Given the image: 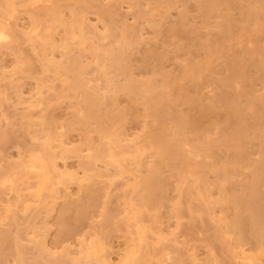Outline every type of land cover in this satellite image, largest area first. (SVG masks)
Returning <instances> with one entry per match:
<instances>
[{"label": "rangeland", "instance_id": "rangeland-1", "mask_svg": "<svg viewBox=\"0 0 264 264\" xmlns=\"http://www.w3.org/2000/svg\"><path fill=\"white\" fill-rule=\"evenodd\" d=\"M141 2V8L145 11L142 18L136 16L138 6L126 0H96L85 5L78 0H60V10L66 19L72 20L73 8L78 11L85 8L90 23L97 25L102 32L115 28L120 34L127 28L134 35H141L140 42L128 51L127 56L133 77L137 80L152 78L161 82L166 76L169 81H176V88L171 95L172 102L159 108L157 112L146 110L143 103L135 101L133 94L119 95L117 108L127 113L125 130L130 139L140 142L159 125L168 127L173 117L185 113L191 116V121L195 118L197 121L193 128L186 131L185 136L190 139L207 137L215 140L222 132L232 133L236 128L243 129L245 139L242 142L233 141L234 146L231 148L218 145L213 158L201 155L194 163L202 165L203 168H199L207 172V184L212 185L215 198L223 195L238 196L243 203L247 201L252 204L253 210L264 213V18L256 24L243 20L242 12L248 4L247 0H174L175 4L171 8H161L155 12V18L160 19V25L156 26L149 14L148 0ZM203 5H211L213 9H205L201 7ZM42 8L43 5H39L18 13L20 25L16 30V40L11 48L4 49L0 54L5 65L0 71V135L6 133V137L0 139V170L20 160L24 151L38 142L31 138L36 129H30L21 118L22 113L28 109L27 103H17L9 84L12 79L27 76L23 77L27 82L23 96L29 99L36 89L37 81L46 77V74L39 71L41 61L33 50L32 42L22 35L23 28L31 29L32 15H41ZM61 35L63 30L57 37L60 38ZM109 40L111 39H106L102 44H108ZM216 44L218 47L215 49ZM209 50L211 51L208 52ZM62 51L63 49L56 51L57 59H62ZM90 58L89 54L82 56L83 64L87 65V78L92 77L96 66L94 62H88ZM19 59H29L32 72L28 70L13 74L14 65ZM185 61L207 62L200 80H179L185 76ZM125 78L122 74L116 79L123 82ZM102 82L103 80L92 83L101 85ZM48 94L50 92L44 95ZM254 98H257V103L250 109L248 106ZM233 103H238L239 106L233 107ZM198 105H204L205 110L199 109ZM74 111L72 101L67 99L50 108L46 115L66 122ZM35 112H39V109ZM97 123L98 120L94 119L91 126L94 127ZM84 131V127L78 126L68 132L73 144L82 141ZM233 157L236 158L234 163L231 162ZM153 158L154 155H150L144 162L152 161ZM248 162H255L260 168L257 193L254 195L248 190L249 185H252L253 172ZM60 165L69 171H78L84 177L79 157L68 158L65 164L60 161ZM214 165L227 169L228 181L221 183L218 180V173L210 170V166ZM98 170L101 176L93 182L98 199L93 203L91 211L84 212L82 218L77 216L74 204L84 201L87 192L79 184H70L73 199L69 202L60 201L54 215L49 218L52 227L47 240L56 256L68 250L71 252L66 259L67 264H72L71 258L76 257L89 240L104 232V241L109 251H112L114 262H118L130 247L131 236L124 226L121 229H105L102 228V219L105 214L124 219L127 207L125 201L136 196L131 192V185L136 184L145 169L141 167L133 170L125 178H113L115 168L104 163H99ZM186 173V170L177 171L172 167L162 169L161 180L164 185L161 193L165 199L154 212L167 236L165 245L169 249V255L162 257L157 264H176L178 255L173 251L176 245L183 249L190 248V253H196L202 264H240L239 260L227 256L226 248L230 244L237 252H256L246 221L253 210L232 201L218 203L214 208L216 219L232 220L236 215L242 219L238 229L230 233L227 240H223L221 232L217 230V221H211L198 213H188L189 206L198 205V200L190 197L188 184L183 178ZM5 194L10 198L15 197L8 190ZM27 216L28 212L19 209L15 221L12 213L5 217V212L0 208L2 264H18L12 251L16 235L23 238L21 245L33 249L34 243L23 233ZM62 218L64 224L60 222ZM65 231L69 232L68 235ZM52 242L57 244L52 246ZM36 263L37 261L32 262ZM187 264H190L189 260Z\"/></svg>", "mask_w": 264, "mask_h": 264}, {"label": "bare ground", "instance_id": "bare-ground-1", "mask_svg": "<svg viewBox=\"0 0 264 264\" xmlns=\"http://www.w3.org/2000/svg\"><path fill=\"white\" fill-rule=\"evenodd\" d=\"M78 1L85 5L96 0ZM126 1L138 6V18L145 16V11L141 8L142 0ZM247 1L248 4L242 12L243 20L256 24L264 18V0ZM148 4L152 22L158 26L160 19L155 18V12L161 8L169 9L175 3L174 0H148ZM39 5H43L42 14L32 15L33 25L30 30L23 28L22 35L32 42L33 50L41 61L39 71L46 74V77L37 81L36 89L29 99L23 96L27 84L23 77L27 76L18 80L12 79L9 84L17 103H27L28 109L22 113L21 118L30 129H36L31 138L37 139L38 142L33 144L32 148L26 149L20 160L0 170V208L5 212V217L12 213L15 221L19 209L28 212L23 233L34 243L33 249L30 250L21 245L23 238L20 235L14 237L12 251L18 264H32L33 261H37L36 264H67L66 259L71 252L68 250L56 256L47 240L52 227L49 218L54 215L60 201L69 202L73 199L69 190L70 184H79L87 192L84 201L74 204L77 216L82 218L84 212L88 213L93 209V203L98 199L93 182L101 176L99 163L115 168L113 178H125L133 170L141 167L145 169L136 184L131 185V192L136 196L125 201L127 207L124 219L108 214L102 219V228L105 229H121L124 226L131 236L130 247L118 262H114L112 251H109L104 241V232L89 240L78 251L79 255L71 258L72 264H157L162 257L169 255V249L165 245L167 236L154 212L165 199L161 193L164 185L161 174L165 167L183 172L186 170L183 178L188 184V192L192 199L198 200V205L189 206L188 213H198L202 217L207 216L211 221H217V230L221 232L222 239L227 240L228 235L238 229L242 219L239 215L232 220L216 219L215 206L232 201L236 205L242 204L248 210H253V205L247 201L243 203L238 196L223 195L215 198L212 185L207 184V172L199 168L202 165L194 163V160L201 155L213 158L215 147L218 145L231 148L234 146L233 141L242 142L245 139L243 129L236 128L232 133L222 132L215 140L207 137L190 139L185 136L186 131L193 128L197 121L196 118L191 121V116L185 113L173 117L168 127L159 125L140 142L130 139L125 130L127 113L117 108L119 95L133 94L135 101L143 103L146 110L157 112L159 108L172 102L171 95L176 88V81H169L166 76L161 82L152 78L135 79L128 66L127 56L128 51L140 42L141 35H134L133 31H128L127 28L120 34L115 28L102 32L97 25L90 23L85 8L80 11L73 8L74 17L68 20L60 10V0H0V54L4 49L11 48L16 40V30L20 25L18 13ZM201 7L213 9L211 5ZM61 30L63 35L58 38ZM109 38L111 40L108 44H102ZM217 47L216 44L214 48ZM59 49H63L62 59H57L55 54ZM217 52H220L219 48ZM86 54L91 57L88 62H94L96 65L91 78L86 77L87 65H84L82 60V56ZM4 66L0 58V71ZM206 68L207 62L185 61V76L179 80L185 82L190 79L197 82ZM28 70L32 72L30 60L19 59L14 65L13 74L25 73ZM122 74L126 78L120 82L116 78ZM100 80H103L101 85L92 83ZM49 92L50 94L44 95ZM67 99L72 101L75 108L68 121L60 122L53 116L46 115L50 108ZM256 103L257 98H254L248 107L253 109ZM232 106L238 107L239 104L233 103ZM197 107L202 111L206 108L204 105ZM36 109H39V112L36 113ZM94 119H97L98 123L92 127ZM78 126L85 128L84 137L79 144H73L68 132ZM262 129L264 131V127ZM3 137H6L5 132L0 135V139ZM140 137L141 135L137 138ZM150 155H154L153 160L144 162ZM74 156L80 159L84 177H81L78 171L72 172L60 165V161L65 164L68 158ZM235 161L236 158L233 157L231 162ZM248 164L253 171L252 185H249L248 190L254 195L257 193L260 168L255 162ZM210 170L218 173L221 183L228 181V171L225 167L214 165L210 166ZM6 190L15 197H7ZM25 192H28L27 195H24ZM246 221L254 239L253 249L256 252H237L234 246L228 244L227 256L239 260L240 264H264V213L253 210ZM60 222L64 224V218L60 219ZM64 233L68 235L69 232ZM56 244L57 242H52L51 245ZM173 251L178 255L176 264H187L188 260L190 264H202L198 255L190 253L188 247L183 249L176 245Z\"/></svg>", "mask_w": 264, "mask_h": 264}]
</instances>
